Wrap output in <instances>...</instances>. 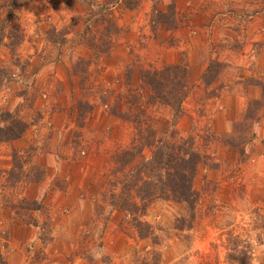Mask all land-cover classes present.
<instances>
[{"label": "rangeland", "instance_id": "1", "mask_svg": "<svg viewBox=\"0 0 264 264\" xmlns=\"http://www.w3.org/2000/svg\"><path fill=\"white\" fill-rule=\"evenodd\" d=\"M168 65L172 90L146 83ZM185 79L179 109L157 101ZM7 113L25 129L0 140V264L16 247L23 264H264V0H0ZM145 128L201 154L194 204L135 203Z\"/></svg>", "mask_w": 264, "mask_h": 264}, {"label": "trees", "instance_id": "2", "mask_svg": "<svg viewBox=\"0 0 264 264\" xmlns=\"http://www.w3.org/2000/svg\"><path fill=\"white\" fill-rule=\"evenodd\" d=\"M177 68H180V65H168L159 72H146V83L152 85L153 89L167 88L172 90L176 81L167 72ZM188 82V79L183 80L182 87L184 90L181 95L177 96L175 92L169 91L170 94L168 95L159 94L156 96L157 101L174 110L179 109L187 95L188 86H185V84L188 85ZM24 129L22 121L12 118L7 113L1 120L0 140L16 139L20 137ZM145 130L148 132L146 140H143V137L142 140L141 138L136 140L133 138L131 142L134 148H138L139 144L141 148L149 147L151 149L149 158H144L141 154H138L141 158L134 164L133 171L130 173L132 177L131 185L136 186L135 198H137V202L135 201V203L163 199L194 204L196 192L193 188V179L201 160V154L194 148L192 141L186 138H176L177 136L174 133L157 136L152 130L146 128ZM134 156L135 153L123 150L119 156L121 165L125 167L132 163Z\"/></svg>", "mask_w": 264, "mask_h": 264}, {"label": "crops", "instance_id": "3", "mask_svg": "<svg viewBox=\"0 0 264 264\" xmlns=\"http://www.w3.org/2000/svg\"><path fill=\"white\" fill-rule=\"evenodd\" d=\"M251 1L252 0H243V4L246 3V5H248V4H250ZM31 231H32V233H35L33 230H30V234H31L30 238H32L34 236V234H32ZM26 242H27V239H26L25 243ZM22 255H23V248L22 247H16V249H11V251L8 253L9 262H12L15 264H23L24 258L22 257ZM10 257L12 260L10 259Z\"/></svg>", "mask_w": 264, "mask_h": 264}, {"label": "clouds", "instance_id": "4", "mask_svg": "<svg viewBox=\"0 0 264 264\" xmlns=\"http://www.w3.org/2000/svg\"><path fill=\"white\" fill-rule=\"evenodd\" d=\"M252 255H253V257H255L256 253L253 252ZM251 264H258V261L255 258H253L251 261Z\"/></svg>", "mask_w": 264, "mask_h": 264}]
</instances>
